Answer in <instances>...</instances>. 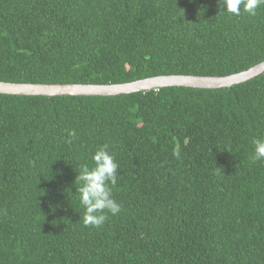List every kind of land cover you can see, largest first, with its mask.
I'll return each mask as SVG.
<instances>
[{"label": "trees", "instance_id": "1", "mask_svg": "<svg viewBox=\"0 0 264 264\" xmlns=\"http://www.w3.org/2000/svg\"><path fill=\"white\" fill-rule=\"evenodd\" d=\"M219 10L217 0H0V80L121 83L264 60V7ZM254 137H264V72L220 88L0 93V264H264ZM101 145L118 164L122 210L85 227L74 178Z\"/></svg>", "mask_w": 264, "mask_h": 264}, {"label": "clouds", "instance_id": "2", "mask_svg": "<svg viewBox=\"0 0 264 264\" xmlns=\"http://www.w3.org/2000/svg\"><path fill=\"white\" fill-rule=\"evenodd\" d=\"M219 13L239 17L242 14L256 16L257 10L264 7V0H217ZM69 143L76 138V131L69 130ZM252 159L264 162V137L251 140ZM173 155L180 159V152ZM91 164L81 162L75 175L76 198L83 208L79 216L85 227L100 228L108 219V214L116 216L121 212V205L113 198V187L118 182V164L114 154L106 145L97 147L91 154Z\"/></svg>", "mask_w": 264, "mask_h": 264}, {"label": "water", "instance_id": "3", "mask_svg": "<svg viewBox=\"0 0 264 264\" xmlns=\"http://www.w3.org/2000/svg\"><path fill=\"white\" fill-rule=\"evenodd\" d=\"M264 72V60L238 72L225 75L160 74L121 83H42L0 80V93L13 95H92L106 96L148 91L166 86L220 88L249 80Z\"/></svg>", "mask_w": 264, "mask_h": 264}]
</instances>
